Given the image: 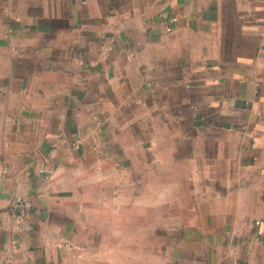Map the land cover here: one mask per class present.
<instances>
[{"label": "crops", "instance_id": "1", "mask_svg": "<svg viewBox=\"0 0 264 264\" xmlns=\"http://www.w3.org/2000/svg\"><path fill=\"white\" fill-rule=\"evenodd\" d=\"M9 255L264 264V0H0Z\"/></svg>", "mask_w": 264, "mask_h": 264}, {"label": "built area", "instance_id": "2", "mask_svg": "<svg viewBox=\"0 0 264 264\" xmlns=\"http://www.w3.org/2000/svg\"><path fill=\"white\" fill-rule=\"evenodd\" d=\"M75 148H79L80 144L76 143ZM33 203L28 199H18L14 201L9 209V216L14 224V232L20 234L24 230L29 213L32 209ZM58 248L74 249L75 246L70 240H63L57 244ZM76 257V255H73ZM0 264H15L11 255L0 260Z\"/></svg>", "mask_w": 264, "mask_h": 264}]
</instances>
